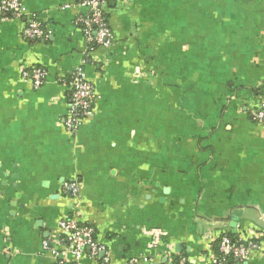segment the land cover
Returning a JSON list of instances; mask_svg holds the SVG:
<instances>
[{"label":"crops","instance_id":"obj_1","mask_svg":"<svg viewBox=\"0 0 264 264\" xmlns=\"http://www.w3.org/2000/svg\"><path fill=\"white\" fill-rule=\"evenodd\" d=\"M22 5L48 38H23L27 16L0 21V264H75L65 217L103 247L78 264H210L223 235L257 238L243 264H264V126L251 116L264 0H105L111 42L84 67L94 102L74 135L64 120L88 10ZM33 66L46 72L37 89L21 79Z\"/></svg>","mask_w":264,"mask_h":264},{"label":"built area","instance_id":"obj_2","mask_svg":"<svg viewBox=\"0 0 264 264\" xmlns=\"http://www.w3.org/2000/svg\"><path fill=\"white\" fill-rule=\"evenodd\" d=\"M80 4L88 10L87 15L80 20L88 46L86 57L72 71L69 78L70 94L64 127L72 135L77 132L83 120L92 115L94 91L93 86L86 78L84 67L93 62L90 54L94 49L108 47L111 42V32L104 15L105 0H80ZM23 16H27L22 31L25 40L48 38V32L42 28L37 16L26 12L22 0H0V21H8ZM45 76L46 72L35 66L22 68L21 71V79L29 83L34 89L43 84ZM251 116L255 122L264 126V102L256 110L251 111ZM63 188L72 194L78 192V186L74 182L64 183ZM58 227L68 241V250L75 264H78L86 251H88L89 257L93 259L101 253L103 247L96 242L95 230L92 226L80 224L74 218L65 217L58 222ZM43 246L45 249L48 247L46 242ZM258 248L259 244L255 237L247 241H234L228 235H223L217 242V253L210 260V264H243L247 261L249 254ZM103 260L107 262L106 258ZM131 264H138V262L132 261ZM171 264L188 263L185 258L180 257Z\"/></svg>","mask_w":264,"mask_h":264},{"label":"trees","instance_id":"obj_3","mask_svg":"<svg viewBox=\"0 0 264 264\" xmlns=\"http://www.w3.org/2000/svg\"><path fill=\"white\" fill-rule=\"evenodd\" d=\"M232 240H236L235 238H234V236H231V235H228ZM178 260V259H177ZM177 260H175L174 262H176Z\"/></svg>","mask_w":264,"mask_h":264}]
</instances>
